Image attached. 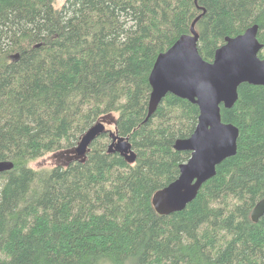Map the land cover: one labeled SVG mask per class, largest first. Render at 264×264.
Listing matches in <instances>:
<instances>
[{
    "label": "trees",
    "instance_id": "trees-1",
    "mask_svg": "<svg viewBox=\"0 0 264 264\" xmlns=\"http://www.w3.org/2000/svg\"><path fill=\"white\" fill-rule=\"evenodd\" d=\"M198 18L207 62L254 26L264 45V0H0V162L14 164L0 174V264H264V217L252 220L264 200V87L244 84L222 108L238 152L197 198L167 216L153 206L190 159L175 144L200 112L168 95L149 117V77ZM110 116L135 164L109 153L108 133L74 155ZM56 154L67 161L31 167Z\"/></svg>",
    "mask_w": 264,
    "mask_h": 264
},
{
    "label": "water",
    "instance_id": "water-1",
    "mask_svg": "<svg viewBox=\"0 0 264 264\" xmlns=\"http://www.w3.org/2000/svg\"><path fill=\"white\" fill-rule=\"evenodd\" d=\"M199 19L193 23L191 34L180 37L157 57L149 77L152 89L149 117L168 95L188 100L197 105L200 112L192 136L179 139L175 144V150L189 152L190 159L180 166L177 180L153 197L155 210L163 216L185 210L197 198L204 184L217 175L218 166L236 156L240 131L223 122L222 108L232 109L236 105L242 85L264 87V58L260 57L264 45L258 39V26L237 37L226 38L214 60L207 62L199 52L196 31ZM109 119L111 121H107ZM105 121L115 124L112 116L95 124L83 136L74 155L86 157L93 142L108 133L111 138L109 153H118L128 163L135 164L137 154L129 138L107 130ZM13 168L12 162H0V174ZM262 217L264 200L252 212L255 223Z\"/></svg>",
    "mask_w": 264,
    "mask_h": 264
},
{
    "label": "rangeland",
    "instance_id": "rangeland-1",
    "mask_svg": "<svg viewBox=\"0 0 264 264\" xmlns=\"http://www.w3.org/2000/svg\"><path fill=\"white\" fill-rule=\"evenodd\" d=\"M55 1H56V8L61 9L66 0H55ZM107 121H111V120L109 119ZM107 121H105L107 130H115L114 124H111L110 122L108 123ZM66 161L67 158H65V156H60L58 154L52 156L48 155L45 158L32 163L31 167H33L34 169H40V168L49 169L52 168L54 165H59V164L63 165Z\"/></svg>",
    "mask_w": 264,
    "mask_h": 264
}]
</instances>
